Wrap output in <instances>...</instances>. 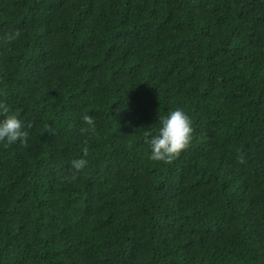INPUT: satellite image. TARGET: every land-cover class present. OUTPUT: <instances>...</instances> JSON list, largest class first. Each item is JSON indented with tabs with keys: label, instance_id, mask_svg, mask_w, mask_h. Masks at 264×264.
<instances>
[{
	"label": "trees",
	"instance_id": "trees-1",
	"mask_svg": "<svg viewBox=\"0 0 264 264\" xmlns=\"http://www.w3.org/2000/svg\"><path fill=\"white\" fill-rule=\"evenodd\" d=\"M0 90V264H264V0H0Z\"/></svg>",
	"mask_w": 264,
	"mask_h": 264
},
{
	"label": "clouds",
	"instance_id": "clouds-1",
	"mask_svg": "<svg viewBox=\"0 0 264 264\" xmlns=\"http://www.w3.org/2000/svg\"><path fill=\"white\" fill-rule=\"evenodd\" d=\"M21 35L19 30H16L9 36V39L18 38ZM0 94L6 95V92L0 90ZM0 114L3 115V119L0 120V142H5L7 145H12L19 142L23 146L27 147V140L29 137L28 129L33 127L32 122H28L27 125L18 118V115L11 112L6 103H0ZM84 124L88 127L81 128L82 133H95V119L93 116L84 114L82 116ZM161 127L155 136L150 139H145L151 148L150 159L153 161H163L164 163H171L174 159L178 158L180 154L186 150L191 141L193 134L192 120L182 108H175L170 111L167 116L159 117ZM48 132L52 133V129L49 128ZM84 156H87L88 149H83ZM88 161L81 157L73 159L71 161V167L73 171L70 175L65 176L64 179L68 181H75L80 172H82ZM243 163V159H241Z\"/></svg>",
	"mask_w": 264,
	"mask_h": 264
}]
</instances>
